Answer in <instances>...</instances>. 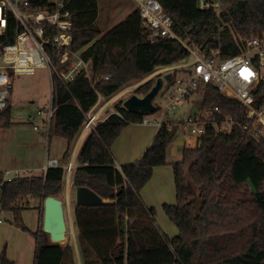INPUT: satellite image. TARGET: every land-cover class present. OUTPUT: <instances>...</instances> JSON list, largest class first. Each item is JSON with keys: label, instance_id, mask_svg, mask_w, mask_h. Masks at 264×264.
<instances>
[{"label": "trees", "instance_id": "obj_1", "mask_svg": "<svg viewBox=\"0 0 264 264\" xmlns=\"http://www.w3.org/2000/svg\"><path fill=\"white\" fill-rule=\"evenodd\" d=\"M173 19L174 30L189 43L211 53L220 48L224 57L238 54L245 37L264 39V0H226L217 13L201 10L196 0H160ZM72 49L92 62V79L79 74L68 85L53 76V106L49 136L64 137L67 147L58 167L43 175H20L4 179L0 171V213L12 211L13 223L24 230L22 210L27 198L44 203L66 187L67 170L75 144L85 123V113L106 102L157 69L189 57L177 39L151 41L139 11L134 9L114 27L102 33L97 25L99 0H72ZM11 18L3 45L21 31ZM52 33L48 32L47 35ZM54 34V32H53ZM49 52L57 61L52 46ZM153 77L137 84L134 94L145 96L155 85ZM201 108L213 109L217 126L207 131L193 147L183 149L181 160L172 164L176 202L163 208L178 226L169 236L156 221V208L147 206L141 190L154 168L166 165L167 149L177 133L172 121L159 127L152 143L134 162L117 168L111 150L125 126L142 122L149 113L133 112L116 103L111 113L88 132L74 158V187L87 186L108 202L73 208L76 243L84 264H264V136L255 137L257 125L247 119L244 105L223 95L213 84L202 90ZM255 95L261 103L264 80ZM11 124V105L1 110ZM236 124L224 127L225 120ZM246 125V127H244ZM128 219H132L129 221ZM36 236L35 264H76L71 242L52 243L41 228ZM0 264H14L4 250Z\"/></svg>", "mask_w": 264, "mask_h": 264}, {"label": "built area", "instance_id": "obj_2", "mask_svg": "<svg viewBox=\"0 0 264 264\" xmlns=\"http://www.w3.org/2000/svg\"><path fill=\"white\" fill-rule=\"evenodd\" d=\"M135 1L142 24L151 41L159 38L177 39L189 51L188 58L161 69L164 71L163 77L167 73L172 74L170 79L163 80L160 88L166 91L165 103L155 106L154 111L147 114L142 123L162 126L163 123L168 122L164 121L163 116L175 112L183 99H190L207 84H213L220 93L235 98L244 105L247 119L254 121L258 127L255 137L264 136V97L259 104L255 95L259 84L264 80L261 72L264 67V40L258 36L245 37L242 51L228 57L221 54L220 48L208 53L199 46L189 43L174 30L173 19L160 0ZM71 2L72 0H0V36L6 33L13 17L22 28L13 42L3 45L0 53L1 110L9 104L13 75L33 74L37 68H47L52 76V86L54 75L67 85L79 74L92 79V62L86 60L79 51L72 49ZM196 2L201 10H212L217 13H220L226 4V0H196ZM49 31L52 33L47 35ZM49 46L55 49L57 61L49 52ZM177 71H181L182 75L174 76ZM136 85H131L120 93L131 90ZM104 105L100 96L95 106L85 113L81 134L94 130L100 123L97 119ZM54 109V106L50 107L44 120L48 134ZM157 111L160 116L152 118L150 114ZM204 111L208 115L191 114L185 120L169 121L177 127H183L184 132L198 139L206 133L208 125L217 126L214 112L218 111V108L204 109ZM38 113L42 114L43 110H39ZM224 124V127L230 128L236 122L228 119ZM73 160L74 154L69 164L64 165L68 177L77 167ZM58 166H60L59 160L50 158L45 164V169ZM9 173L10 171L4 173L5 180L20 176L19 171H15L14 177Z\"/></svg>", "mask_w": 264, "mask_h": 264}, {"label": "rangeland", "instance_id": "obj_3", "mask_svg": "<svg viewBox=\"0 0 264 264\" xmlns=\"http://www.w3.org/2000/svg\"><path fill=\"white\" fill-rule=\"evenodd\" d=\"M136 6L137 3L135 0H99V17L97 19L98 27L101 29L102 33H105L122 21L131 11L136 9ZM161 69L162 68L157 69L147 77L136 81L133 85L144 82L150 77L157 80L158 77L164 75V71ZM261 72L264 76V67H262ZM180 75H182L181 71L174 73V76ZM12 80L13 87L9 97V104L11 105V124L8 126L3 124L4 121L7 120V117L0 115V171H3L4 173L10 171L9 175L14 177L15 171H19L21 175L33 174L29 171L23 173L22 167L24 166H22L20 162L17 163V159L19 161L18 156L24 154L30 148L25 145L24 139L33 141L38 135H42V132L34 130L33 124L41 125L42 129L44 127L42 118L47 115V111L50 109L52 103V76L47 68H37L33 74L13 75ZM133 94L134 91L131 89L120 93L118 97H120L119 99L128 98ZM165 97L166 91L160 90L153 99L154 106L158 107L165 103ZM202 97L201 93H196L192 95L190 99H183L179 103L175 112L163 116L164 121L185 120L191 114L208 115L200 106ZM119 99L107 106V108L98 116L97 122H100V120L106 116L108 111L114 108V104L119 101ZM39 110H43L45 115L40 118H34ZM150 116L152 118L159 117L160 113L157 111L151 113ZM186 135L183 127H177V133L170 142L168 148L182 144L184 145L183 138L186 137ZM43 136L45 143L42 149H44V152L49 153L51 157L58 158L60 163H62V155L67 147V140L64 137L57 135L50 137L47 132H44ZM77 162L78 160L76 157L75 164H77ZM169 164L171 165V163H167L166 165ZM170 193L171 195L173 194V198L176 200L174 184L173 186L171 185ZM75 194L76 191L72 184L71 176H67L65 190L59 195V197L65 200L64 205L68 224L66 243L71 242L74 248H76V228L73 219V208L76 206ZM155 217L160 228L170 236L179 233L178 226L167 215L163 205L156 207ZM128 220L132 221V219ZM76 264H84L81 256L79 257L77 255Z\"/></svg>", "mask_w": 264, "mask_h": 264}, {"label": "crops", "instance_id": "obj_4", "mask_svg": "<svg viewBox=\"0 0 264 264\" xmlns=\"http://www.w3.org/2000/svg\"><path fill=\"white\" fill-rule=\"evenodd\" d=\"M119 95L120 93H118L109 101L104 102L105 105L103 111L107 108L108 105H110V103H114L116 100H118L120 98L118 97ZM122 99L126 100L127 98ZM122 99H119V101H121ZM119 101H117L116 103H118ZM116 103L114 104V108L109 110L106 116L100 120V122L108 117V115L115 112ZM51 106H53V93ZM44 115L45 112H43L42 114H39L37 112L34 118H40ZM46 116L47 115L42 118L43 123ZM35 126H38V128H35ZM33 128L35 131L42 132V135H38V137L33 141L24 139L25 145L29 146L30 148L24 154L18 156L19 161L17 159V163L20 162V164L24 166L22 167L23 173L29 171L33 173L31 175H44L48 170L45 169V164L47 163L48 159L56 157H51L49 153H45L44 149H42L45 143L43 134L44 132H47L45 123L43 129L41 125L38 124H33ZM158 129L159 127L153 123L146 124L142 122H135L125 126L111 147L117 168L122 169L123 165L139 159L152 143ZM86 134L87 133L80 134L72 152V155L74 154V158L79 151ZM186 134V137L183 138L184 145L182 144L179 146H173L172 148L167 149V157L169 163H173L182 159L184 147H193L196 145V142L198 141L196 136L188 135V133ZM75 165L77 166V164ZM171 165L169 164L156 166L154 168L151 179L142 188L140 192L141 197L147 206H154L156 208L164 205V203L176 202L177 198L175 200L173 198V194L171 195L170 193L171 185L173 186L174 184L175 186L174 171L173 166ZM74 188L76 191V187ZM74 197L76 199L75 195ZM24 201L30 202L29 206L23 209L21 213L23 223L29 228V230H24L13 223L14 214L12 211H2L0 213V256L5 250L7 256L14 261V264H35L37 240L33 232L38 231L42 228L44 203L33 198H27ZM63 201L65 202V200ZM75 245L76 254L80 257L76 243V236Z\"/></svg>", "mask_w": 264, "mask_h": 264}, {"label": "water", "instance_id": "obj_5", "mask_svg": "<svg viewBox=\"0 0 264 264\" xmlns=\"http://www.w3.org/2000/svg\"><path fill=\"white\" fill-rule=\"evenodd\" d=\"M171 75V73H167L164 77H158L155 85L145 96L141 97L133 94L124 101L123 106L133 112H153L155 109L153 99L158 94L163 80L170 79ZM75 196L76 205L93 206L108 202V200L103 199L98 193L87 186L76 187ZM42 229L49 235L52 243H66L68 224L64 201L59 196L49 195L45 198Z\"/></svg>", "mask_w": 264, "mask_h": 264}]
</instances>
